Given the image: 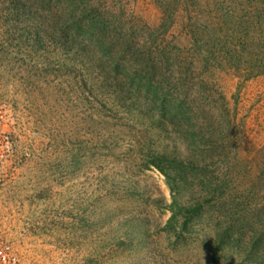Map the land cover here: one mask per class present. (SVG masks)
<instances>
[{
	"label": "rangeland",
	"instance_id": "obj_1",
	"mask_svg": "<svg viewBox=\"0 0 264 264\" xmlns=\"http://www.w3.org/2000/svg\"><path fill=\"white\" fill-rule=\"evenodd\" d=\"M215 1L193 2L201 35ZM175 2L0 0V228L25 264H264V74L198 88ZM161 152L210 168L168 177ZM173 195L204 215L168 226Z\"/></svg>",
	"mask_w": 264,
	"mask_h": 264
},
{
	"label": "trees",
	"instance_id": "obj_2",
	"mask_svg": "<svg viewBox=\"0 0 264 264\" xmlns=\"http://www.w3.org/2000/svg\"><path fill=\"white\" fill-rule=\"evenodd\" d=\"M173 1H176L172 6L176 17L182 15V18L186 20L184 27L189 36L186 47L193 51V55L192 58L185 56L184 61L188 66L189 75L196 78L193 83L198 84V88L203 89L208 72L211 71L214 74L231 73L243 79L244 82L264 74V0H228V3L222 5L215 1L214 7L209 9L207 19L209 23L203 25V28H212V31L204 28L208 35H201V32H198V24L195 23V27L192 24L194 12L196 11V18L199 13V6L193 3L197 0ZM192 6L196 10H193ZM176 58L177 62L181 59L179 56ZM168 59L172 66V56ZM189 112L187 111L186 119L190 117ZM168 116L163 114L165 119ZM158 155L152 164H156L168 177L171 176V172L181 174V170L185 172V168H191L192 173L187 172L184 176L187 180L196 177L194 170L199 167L210 168L208 163H205L204 156L190 155L184 158L181 153L171 155L166 152ZM237 169L229 167V177L218 175L219 168L209 171L212 172L211 175L214 174L217 182L225 178L233 182L237 179L234 175ZM173 196L172 215L168 220V226L178 227L181 223H188L189 217H186L185 221H180L185 217L183 211L189 214L193 210L197 218L204 215L206 203L201 200L202 196L195 198L191 204H182L176 195ZM196 216L192 217L190 223ZM226 236L230 237L228 233ZM224 240L227 241V239Z\"/></svg>",
	"mask_w": 264,
	"mask_h": 264
},
{
	"label": "built area",
	"instance_id": "obj_3",
	"mask_svg": "<svg viewBox=\"0 0 264 264\" xmlns=\"http://www.w3.org/2000/svg\"><path fill=\"white\" fill-rule=\"evenodd\" d=\"M12 120L4 107H0V167L13 154L15 139ZM0 264H25L12 241L0 228Z\"/></svg>",
	"mask_w": 264,
	"mask_h": 264
}]
</instances>
